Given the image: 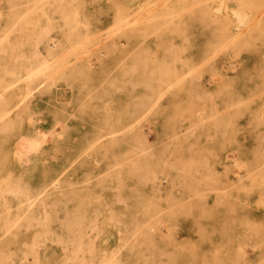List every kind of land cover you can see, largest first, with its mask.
Here are the masks:
<instances>
[{
    "label": "rangeland",
    "instance_id": "rangeland-1",
    "mask_svg": "<svg viewBox=\"0 0 264 264\" xmlns=\"http://www.w3.org/2000/svg\"><path fill=\"white\" fill-rule=\"evenodd\" d=\"M0 264H264V0H0Z\"/></svg>",
    "mask_w": 264,
    "mask_h": 264
}]
</instances>
